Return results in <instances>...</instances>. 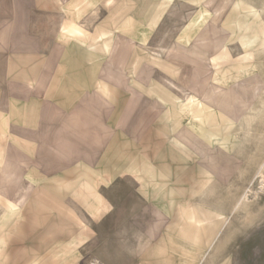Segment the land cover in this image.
Returning <instances> with one entry per match:
<instances>
[{"label":"crops","instance_id":"crops-1","mask_svg":"<svg viewBox=\"0 0 264 264\" xmlns=\"http://www.w3.org/2000/svg\"><path fill=\"white\" fill-rule=\"evenodd\" d=\"M258 75L264 0H0V264H251Z\"/></svg>","mask_w":264,"mask_h":264},{"label":"rangeland","instance_id":"rangeland-1","mask_svg":"<svg viewBox=\"0 0 264 264\" xmlns=\"http://www.w3.org/2000/svg\"><path fill=\"white\" fill-rule=\"evenodd\" d=\"M226 93L225 90L219 89L218 96L220 101H222ZM229 95V98L235 102L234 114L236 125L238 126V129H236L237 134L239 136L241 135L240 137L245 136L251 138L253 142H259V140L264 142V108L262 105V101L264 100L263 77L259 75L254 76L251 80H244L236 84ZM231 108H233V104ZM260 111L261 113L259 114L258 112ZM228 126L231 128L233 123L231 121L227 122L226 120L225 125L220 129L222 136L227 135ZM258 151L256 147L253 153ZM251 168V188L244 197L245 201L248 200L247 204L250 203L253 208L251 239L248 241L246 248L251 249V264H264V189L262 185L264 161H252Z\"/></svg>","mask_w":264,"mask_h":264},{"label":"bare ground","instance_id":"bare-ground-1","mask_svg":"<svg viewBox=\"0 0 264 264\" xmlns=\"http://www.w3.org/2000/svg\"><path fill=\"white\" fill-rule=\"evenodd\" d=\"M262 12V11H261ZM248 44V43H247ZM261 94V93H260ZM260 96V95H259ZM264 96V95H263ZM258 98V97H257ZM261 98V97H260ZM256 101V100H255ZM257 101H258V99H257ZM262 105H263V108H264V100L262 101ZM252 108V107H251ZM259 114L261 113V111L260 112H258ZM260 118V117H259ZM240 121V120H239ZM263 168V167H262ZM262 172V171H261ZM264 172H262V178H263V189H264V174H263ZM262 180V179H261ZM262 190V189H261ZM248 201V200H247ZM246 201V202H247Z\"/></svg>","mask_w":264,"mask_h":264}]
</instances>
